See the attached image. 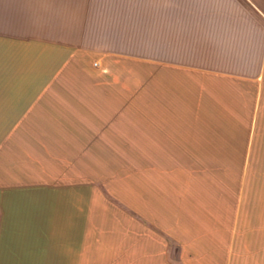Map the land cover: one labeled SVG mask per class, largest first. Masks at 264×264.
Instances as JSON below:
<instances>
[{
  "label": "crops",
  "instance_id": "crops-1",
  "mask_svg": "<svg viewBox=\"0 0 264 264\" xmlns=\"http://www.w3.org/2000/svg\"><path fill=\"white\" fill-rule=\"evenodd\" d=\"M146 63L172 71L170 97L116 87L128 84L118 68ZM66 73L107 91L87 115L124 116L128 100L170 113L169 133L156 135L167 168L250 171L245 160L264 149V0H0V216L12 128L57 127L46 106ZM181 173H166L164 225L130 244L125 264H264V180ZM3 227L0 264H20Z\"/></svg>",
  "mask_w": 264,
  "mask_h": 264
},
{
  "label": "rangeland",
  "instance_id": "rangeland-1",
  "mask_svg": "<svg viewBox=\"0 0 264 264\" xmlns=\"http://www.w3.org/2000/svg\"><path fill=\"white\" fill-rule=\"evenodd\" d=\"M149 66L118 68L128 84L116 87L128 99L170 97L172 71ZM90 79L66 73L62 97L46 106V123L57 127L12 128L11 173L3 175H9L10 202L0 229L6 225L8 246L15 243L23 255L20 264H33L37 252L43 264H125L128 246L164 225L166 173L264 180V149L245 160L250 171L167 168L168 144H158L156 135L169 133L170 113L154 117L153 103L133 109L128 100L124 116L87 115L94 107L98 112L107 92ZM102 118L109 123L96 122Z\"/></svg>",
  "mask_w": 264,
  "mask_h": 264
}]
</instances>
